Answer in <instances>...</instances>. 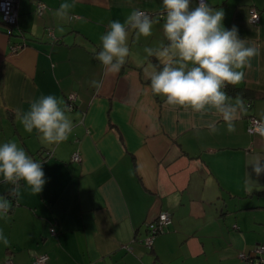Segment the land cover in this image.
I'll return each mask as SVG.
<instances>
[{"label":"crops","instance_id":"crops-1","mask_svg":"<svg viewBox=\"0 0 264 264\" xmlns=\"http://www.w3.org/2000/svg\"><path fill=\"white\" fill-rule=\"evenodd\" d=\"M65 2L72 0H19L12 34L0 15V145L17 143L43 164L47 180L39 194L21 181L11 195L0 176V196L14 203L0 214L9 240L0 241V264H31L43 252L47 264H247L240 253L264 244V173L248 165L250 155H264V136L247 129L251 115L264 121V0H207L224 10L226 28L237 26L260 52L244 81L224 89L247 106L232 133L214 111L169 106L152 92L145 70L158 71L162 62L144 48L167 44L162 0H77L60 19L55 12ZM252 6L260 12L256 24ZM133 8L159 23L149 37L131 30L126 63L105 77L96 59L100 37ZM15 42L23 44L16 51ZM93 79L104 81L99 92ZM71 92L77 100L66 141L48 144L25 130L18 109L46 95L66 104ZM162 211L172 224L149 247L148 226Z\"/></svg>","mask_w":264,"mask_h":264},{"label":"clouds","instance_id":"clouds-1","mask_svg":"<svg viewBox=\"0 0 264 264\" xmlns=\"http://www.w3.org/2000/svg\"><path fill=\"white\" fill-rule=\"evenodd\" d=\"M76 2L60 4L55 15L67 19ZM162 9L167 44L161 43L155 49L144 48L148 56H155L162 62L158 71L145 70L152 92L165 97L169 106L202 116L214 111L226 122L228 132H234L235 122L247 111V106L242 98H236L233 103L224 89L244 81V69L251 67V59L260 54L259 49L250 45L247 38L240 37L237 26L226 28L224 10L210 6L207 0H198L195 7H192V0H162ZM157 23L158 20L137 8L132 9L124 22L111 21L108 31L100 37L102 50L96 55L103 66V75L118 74L126 63L131 30H135L137 39L149 37ZM90 83L99 92L104 81L93 79ZM69 111L62 100L46 95L34 100L27 111L21 113L18 109L17 114L27 132L36 130L42 142L59 144L73 131V121L67 115ZM206 126L213 132L217 130L215 122H208ZM258 131L264 136V130ZM262 161L264 155L261 154L248 158V165L257 176L264 173ZM0 176L4 183L13 186L11 195L18 192L21 181L33 194L41 193L47 183L43 164L15 142L0 145ZM250 182L247 175L245 186ZM11 207L7 196H0V214L7 215ZM0 241L9 245L2 231Z\"/></svg>","mask_w":264,"mask_h":264},{"label":"built area","instance_id":"built-area-1","mask_svg":"<svg viewBox=\"0 0 264 264\" xmlns=\"http://www.w3.org/2000/svg\"><path fill=\"white\" fill-rule=\"evenodd\" d=\"M198 2V0H197ZM19 0H0V15L2 21L7 25L6 30L8 34L13 33V26L17 23V8H18ZM45 4L41 1H38V10L39 12H42L44 9ZM145 12L146 14L151 16V13H149L146 10H141ZM250 21L254 24L258 23L260 21V12L255 7L252 6L250 8ZM51 34L52 31H51ZM22 43H13L12 49L14 51L20 49L22 47ZM76 100H77V94L75 92H71L68 94L66 99V105L70 109H74L76 106ZM248 131L251 133H259L261 134L258 129L264 130V121L257 117L256 115H251L249 117L248 122ZM51 153L48 152L47 156H50ZM73 159L75 161L81 160V153L79 150L74 151L73 153ZM172 224V216L169 211H162L159 213L157 219L153 222H151L148 226V235L144 239V243L152 247L155 241V238L158 234L165 232L168 230L170 225ZM240 257L247 261V264H264V244L257 245L253 250L249 252H241ZM49 254L48 253H39L34 257L31 264H47L49 261ZM4 264H12V260L8 259L5 261Z\"/></svg>","mask_w":264,"mask_h":264},{"label":"rangeland","instance_id":"rangeland-1","mask_svg":"<svg viewBox=\"0 0 264 264\" xmlns=\"http://www.w3.org/2000/svg\"><path fill=\"white\" fill-rule=\"evenodd\" d=\"M239 212H242V210H239ZM261 214H262V218L264 219V208L261 210V212H260ZM250 232V231H249ZM252 233V232H251Z\"/></svg>","mask_w":264,"mask_h":264},{"label":"trees","instance_id":"trees-1","mask_svg":"<svg viewBox=\"0 0 264 264\" xmlns=\"http://www.w3.org/2000/svg\"><path fill=\"white\" fill-rule=\"evenodd\" d=\"M1 20H2V19H1ZM2 22H3V21H2ZM3 23H4V22H3ZM4 24H5V23H4ZM263 95H264V94H263ZM12 201H13V200H11V202H12ZM13 204H14V203H13ZM13 204H12V207H11V209L13 208ZM11 209H10V210H11Z\"/></svg>","mask_w":264,"mask_h":264}]
</instances>
